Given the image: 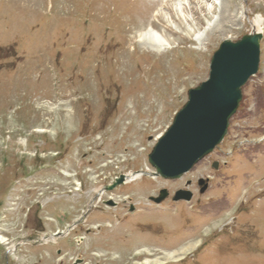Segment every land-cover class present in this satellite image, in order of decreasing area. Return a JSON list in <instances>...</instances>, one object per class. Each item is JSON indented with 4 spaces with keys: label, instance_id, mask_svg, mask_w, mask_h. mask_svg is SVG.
I'll return each mask as SVG.
<instances>
[{
    "label": "rangeland",
    "instance_id": "374dc122",
    "mask_svg": "<svg viewBox=\"0 0 264 264\" xmlns=\"http://www.w3.org/2000/svg\"><path fill=\"white\" fill-rule=\"evenodd\" d=\"M256 24L258 70L216 147L226 167L200 163L183 179L211 176L204 194L155 205L182 182L156 176L147 155L221 42ZM147 28L165 40L160 53L139 45ZM108 198L147 212L123 223ZM87 210L65 264H264V0H0V235L32 219L61 230Z\"/></svg>",
    "mask_w": 264,
    "mask_h": 264
},
{
    "label": "water",
    "instance_id": "95a60500",
    "mask_svg": "<svg viewBox=\"0 0 264 264\" xmlns=\"http://www.w3.org/2000/svg\"><path fill=\"white\" fill-rule=\"evenodd\" d=\"M260 39L261 34L254 32L235 42L224 40L212 54L207 79L187 91V102L148 155V163L161 178H180L222 141L241 101V88L257 72ZM123 181L120 176L106 189L110 191ZM166 196L161 190L150 200L159 204ZM190 199L189 192L180 190L173 201Z\"/></svg>",
    "mask_w": 264,
    "mask_h": 264
},
{
    "label": "flooded vegetation",
    "instance_id": "af4514ba",
    "mask_svg": "<svg viewBox=\"0 0 264 264\" xmlns=\"http://www.w3.org/2000/svg\"><path fill=\"white\" fill-rule=\"evenodd\" d=\"M219 150L215 148L209 155H207L202 161L204 164L209 166V169H212L215 173L220 171L221 168L226 167L225 165L227 164L225 161L222 159L225 157L224 154L220 155L218 154ZM195 168L191 169L187 175L192 176L194 173ZM198 176L196 177H191L188 179H178V180H173L174 182L180 181L182 182L181 187L176 188L172 194L168 192L167 199L170 196V199L172 200V197L175 192L179 190H187L191 192L192 198L194 196V192L197 191L199 192V189L204 186V184H209L211 180V176L208 174L201 175L200 173H197ZM135 174H132L131 176L134 177ZM130 176V177H131ZM129 177V178H130ZM201 180H203L201 182ZM171 182V181H167ZM115 188L114 190H116ZM171 194V195H170ZM22 199V198H21ZM24 202V199H22ZM112 201L113 204H107L108 202ZM22 202V203H23ZM100 203L109 208L110 212L112 213L110 217H113L114 219L119 221H122L123 223L127 222L128 220L131 219V217H140L143 218L145 216V213L147 212L146 209L141 210L139 209L134 203H132L129 199L128 203L123 201V203L120 205L116 201H113L112 198H108L107 200H102ZM20 205V203H19ZM95 213H103V208L96 206L95 207ZM27 209V208H26ZM27 209V211H29ZM119 212V217L114 215V212ZM118 217V218H116ZM64 221V220H62ZM31 222V226L27 224H23V229L24 231L19 233H12L11 231H7L6 234L0 235V244H5L2 250V256H0V264H20L16 260V256L13 257L15 254H19L20 251L22 250H27L29 253L34 254L35 252H38L37 256V261L33 262V264H42V259L47 260L51 256L55 255L56 259H60L59 263L60 264H65L63 260H65V256L67 255V249L66 247L69 244L68 235H63L64 231L69 228V231L72 233H75L79 227L81 226V223L79 219L76 218V220L71 222L70 224L64 223V226L62 229H58L54 232L50 233H45L40 230L35 229V223L34 220ZM26 229V231H25ZM89 233V231H88ZM77 245L80 243L79 241H76ZM11 254V256H8ZM44 260V261H45ZM86 262H83L82 259H76L72 262V264H85Z\"/></svg>",
    "mask_w": 264,
    "mask_h": 264
},
{
    "label": "bare ground",
    "instance_id": "6f19581e",
    "mask_svg": "<svg viewBox=\"0 0 264 264\" xmlns=\"http://www.w3.org/2000/svg\"><path fill=\"white\" fill-rule=\"evenodd\" d=\"M175 1H177V0H175ZM180 11H181V9H180ZM259 27L256 24L255 30L256 31L259 30ZM137 40H138L139 45L142 47V49L145 48V49H148V50L156 52V53H160L161 51L164 50L165 46H167L165 44V40L157 32H155L152 28H147L146 30L140 32ZM138 176H142V175H139L137 173L134 175V177L133 176H131L130 178L128 177L127 181L128 180H134Z\"/></svg>",
    "mask_w": 264,
    "mask_h": 264
}]
</instances>
